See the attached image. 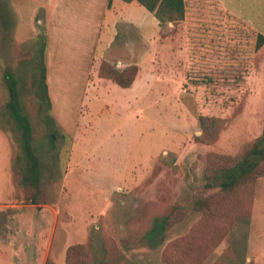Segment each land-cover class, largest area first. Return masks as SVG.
<instances>
[{"label": "rangeland", "instance_id": "obj_1", "mask_svg": "<svg viewBox=\"0 0 264 264\" xmlns=\"http://www.w3.org/2000/svg\"><path fill=\"white\" fill-rule=\"evenodd\" d=\"M38 1L0 0V129L12 148L9 177L5 159L0 163V264H45L48 258L65 264L70 245L90 240L100 257L114 244L113 264H171L163 258L165 247L204 221L200 211L190 209L153 242L123 251L121 240L196 193L209 196L217 211L208 219L211 230L195 236L198 247L206 244L195 250L205 254L202 264L228 254L242 264H264V177L241 197L204 186L209 152L234 155L263 130L264 45H256L264 34V0H186L185 19L160 28L139 3L112 12L99 7L107 14L97 19L96 10L92 16L68 0L53 11L50 34L42 9L32 24L33 8L43 6ZM123 19L135 28L123 27ZM97 23H103L101 33ZM38 34L50 37L47 123L32 106L39 99L30 76L42 60ZM103 58L118 68H124L118 61L142 60L134 89L99 77L95 65ZM6 69L34 127L45 203L17 198L23 190L12 164L22 133L2 113L9 99ZM201 115L224 120L216 142L196 140Z\"/></svg>", "mask_w": 264, "mask_h": 264}, {"label": "trees", "instance_id": "obj_2", "mask_svg": "<svg viewBox=\"0 0 264 264\" xmlns=\"http://www.w3.org/2000/svg\"><path fill=\"white\" fill-rule=\"evenodd\" d=\"M113 0L108 1L111 6ZM131 2L133 0H124ZM146 9L154 13L160 26L166 23L177 24L186 17V0H137ZM40 43V52L42 60L38 66L32 69L31 79L35 86L39 99L32 103L36 115L46 122L47 118L43 115L51 112L53 103L48 92L47 66L45 63V52L47 47V38L44 34L37 36ZM14 49L18 52L19 46L14 43ZM264 45V34L259 33L256 47L260 49ZM33 47L31 51H33ZM21 53V52H20ZM139 66L132 63L124 68H118L117 65L108 59H103L98 75L101 78L109 79L121 87H131L138 75ZM5 79L9 91V99L4 104L2 113L9 123L11 129L20 130L22 137L20 139V152L16 155L13 162L15 180L23 190V194H17L18 200L29 203H45L46 185L42 183V156L37 154L34 148V127L29 113H25L20 103V93L17 87V81L12 73L6 69ZM37 118V122L40 119ZM201 134L196 135L198 142L211 144L218 140L219 134L224 126V120L218 117L201 115L199 117ZM54 147V136L49 134ZM25 165H23V161ZM264 177V125L262 133L254 140L243 144L240 150L232 154L218 152H209L205 156L204 181L205 188H217L224 195H239L243 192L252 191L256 181ZM165 212L157 215L152 225L147 229H139L131 232L127 237L122 238L123 251L130 250L133 247L141 245L145 241L153 242L163 232L171 229L178 222L182 221L190 209L200 211L204 215V221L198 223L183 238L170 242L163 252V258L171 264H202L205 254L200 256L196 249L203 248L206 244L198 247L195 243V236L211 230L212 220L217 211L214 209L212 199L204 193L188 195L184 202H176L167 206ZM133 220V219H132ZM137 219H135L136 221ZM231 216L228 222H231ZM131 222V221H130ZM223 222V220H222ZM214 224L213 226H215ZM214 231V229H213ZM110 245V247H109ZM105 246V255L100 257L93 241L88 243H75L70 245L66 251L65 264H113L118 259L112 255L111 245ZM122 251V252H123ZM121 252V251H120ZM117 255L120 258L124 252ZM119 258V259H120ZM45 264H56L50 258ZM215 264H242L235 257L228 254L222 256Z\"/></svg>", "mask_w": 264, "mask_h": 264}, {"label": "crops", "instance_id": "obj_3", "mask_svg": "<svg viewBox=\"0 0 264 264\" xmlns=\"http://www.w3.org/2000/svg\"><path fill=\"white\" fill-rule=\"evenodd\" d=\"M40 1L41 0H39L38 2H40ZM67 1L68 0H64V2H63V0H42L43 6H40V4H36L35 7L33 8L32 17H31L32 24H33V21L35 19L36 14L39 13L40 9H42L41 11H43V24H46L47 29L49 30V34H50V28L49 27L51 26V23H52L51 20H52V18L55 15V14H53V11L55 10V8L56 9L58 8V3L59 2H61V5H64L66 7ZM108 1L109 0H77L76 2L79 3V4L81 3L85 7H87L86 9L90 12V14L92 16H93L92 10L93 9L96 10L95 16L97 17V19H98V17L101 14L105 18V15L107 14L104 11L103 12H101V11L98 12L99 7L106 8V10H108L109 12H112V11L115 10V8L117 6L129 7V6L133 5V4H137V3L141 4L137 0H133L131 2H127V1H124V0H113L112 3H111V6H108ZM11 9L13 11V14H14V11L17 10L16 7L12 3H11ZM98 14H99V16H98ZM123 21H124V23L122 24L123 27L126 26V27H133V28H135V22L132 21L131 19H123ZM156 23H157L156 25H158V27H159V21H158V19L156 20ZM96 25H97L96 26V30L98 32L100 30L99 33H101L102 32V29H103V23H100V24L97 23ZM34 28L35 27L33 26V30H34ZM33 36L34 35H32V37ZM48 36H50V35H48ZM139 37L142 40V35H140ZM46 38H49L50 39V37H46ZM14 43H16L19 46V44L16 41H14ZM47 45H48V41H47ZM46 49H47V47H46ZM103 59H105V58H103ZM102 60L99 61V62H97L96 65H95V71H96L97 75H98L99 67H100V64H101ZM117 63L118 64H121L122 67H126L128 65V63L123 62V61H118ZM135 63L138 64V66H139V72H138V75H137V77H136L133 85L131 86V89H134V87L136 86V83L138 82L139 78L141 77V72H142V60L137 61ZM119 68H120V66H119ZM47 71H48V69H47ZM98 81H99V83H101L100 80H98ZM47 82H48V77H47ZM98 86H99V84H98ZM128 88H130V87H128ZM3 158L5 159V165L4 166H5V168H7L6 175H7V177H9V175H10V165L12 163V148H11L10 142L8 140V137L0 129V163L1 164H3ZM1 164H0V166H1ZM2 200H3V197H0V202Z\"/></svg>", "mask_w": 264, "mask_h": 264}]
</instances>
